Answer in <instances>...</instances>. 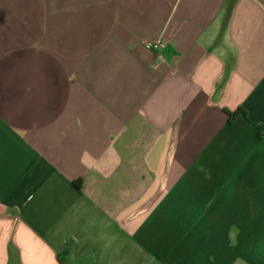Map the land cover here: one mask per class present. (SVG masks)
<instances>
[{"label": "crops", "instance_id": "1", "mask_svg": "<svg viewBox=\"0 0 264 264\" xmlns=\"http://www.w3.org/2000/svg\"><path fill=\"white\" fill-rule=\"evenodd\" d=\"M0 264H264V0H0Z\"/></svg>", "mask_w": 264, "mask_h": 264}, {"label": "built area", "instance_id": "2", "mask_svg": "<svg viewBox=\"0 0 264 264\" xmlns=\"http://www.w3.org/2000/svg\"><path fill=\"white\" fill-rule=\"evenodd\" d=\"M146 46L152 51H160L166 47V42L163 39H156L147 42Z\"/></svg>", "mask_w": 264, "mask_h": 264}]
</instances>
